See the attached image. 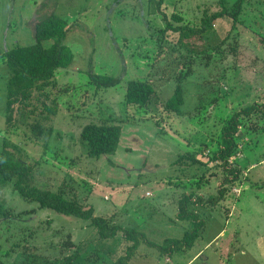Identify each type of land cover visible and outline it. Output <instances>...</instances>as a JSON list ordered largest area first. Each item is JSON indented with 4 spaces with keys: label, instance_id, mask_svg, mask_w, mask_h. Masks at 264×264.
Wrapping results in <instances>:
<instances>
[{
    "label": "rangeland",
    "instance_id": "rangeland-1",
    "mask_svg": "<svg viewBox=\"0 0 264 264\" xmlns=\"http://www.w3.org/2000/svg\"><path fill=\"white\" fill-rule=\"evenodd\" d=\"M221 1L229 8L237 2L165 0L163 14L153 15L155 4L150 6V0H0V154L5 142L16 145L23 161L39 164L36 182L42 189H61L69 199L95 208L98 216L142 233L153 246L143 242L130 264H264V113L244 120L239 128L238 154L228 169L237 162L242 174L225 185L224 200L214 207L189 206L205 221L194 246L169 254L157 248L166 240H182L194 227L177 217L181 197L193 194L208 200L225 184L228 173L212 161L225 122L249 106H264V0L245 5L236 30L232 20L224 18L203 36L180 40L170 31L162 37L169 22L197 28L206 11L220 10ZM49 15L68 21L65 44L75 56L70 67L57 71L56 88L49 90L59 104L58 114L47 123L45 115L28 123L17 116L18 126L9 129L4 54L16 46L33 45V22ZM188 65L192 71L183 82L182 114L170 113L165 103ZM89 70L121 82L97 89L89 83ZM130 81L153 82L157 92L147 107L126 104ZM31 109L30 104L27 111ZM37 121L54 129L46 148L43 140L31 138L29 124ZM92 123L122 128L114 155L88 158L80 134ZM181 155L193 156L202 165L179 160ZM0 204L13 214L0 217L3 264H41L77 256L82 254L77 248L88 240L75 264H89L90 257V264H114L133 245L121 233L118 240L96 242L90 222L39 209L12 187L0 192ZM68 237L77 248L61 247Z\"/></svg>",
    "mask_w": 264,
    "mask_h": 264
},
{
    "label": "trees",
    "instance_id": "trees-1",
    "mask_svg": "<svg viewBox=\"0 0 264 264\" xmlns=\"http://www.w3.org/2000/svg\"><path fill=\"white\" fill-rule=\"evenodd\" d=\"M150 1V6L155 4V10L151 14H163L162 5L165 0ZM251 1L237 0L232 8H229L224 1H221L219 4L220 10L214 13L206 11L200 25L194 29L185 25L175 26L169 22L167 28L161 31L162 37L170 31L178 33L180 40L188 39L194 34L203 36L212 31L215 22L224 18L231 19L233 24L232 30H236L237 25H242L241 18L245 5L250 4ZM45 5L42 4L40 7H46ZM175 19L178 23L182 22V19L179 17H175ZM31 29L35 37L33 45L28 47L16 46L4 54L8 69L6 125L9 129L18 126L17 116H21L20 119L27 122V119L45 115L43 121L45 123L52 122V119L58 114L59 104L52 98L49 90L56 88L55 79L57 71L70 67L75 58L71 49L65 44L69 34V23L65 19L49 15L47 18L37 19L35 23L33 22ZM226 40L230 41V35ZM230 51L233 53L235 49L231 48ZM189 64L191 65L192 62ZM191 71V67L188 65L187 71L181 72L176 78L177 85L174 94L166 101L164 106L166 111L177 115L182 114L181 109L185 104L183 82L190 75ZM89 74V83L95 85L97 89L116 87L121 82L119 78L97 75L92 70H89ZM156 92L151 81H130L125 95L126 104L145 108L149 104L150 99L156 95ZM33 101L37 104H33ZM30 104L32 109L27 111ZM39 109H41V114H38ZM260 113H264V106H249L239 113L233 114L222 126L219 147L216 153H214L212 161L222 164L223 169L228 173L226 182L220 187L217 197H210L208 200H204L201 196L195 199L193 194L181 197L182 199L179 200L177 205V217L178 219L193 222L194 227L185 231L182 240H166L164 246H156L162 254H169L172 250L183 251L184 248L194 246L205 226V221L199 217L196 211L191 212L189 206L194 203L195 205L214 207L224 200L226 195L225 185L233 184L242 174V169L238 166L237 162L236 166H231L232 169H228L229 159L238 154L237 133L239 132V128L245 124L244 120L250 119ZM29 129L31 138L37 142L43 140V146L46 148L47 141L54 134V129L51 126H45L42 121L29 124ZM122 134V128L119 125L92 123L82 128L80 137L87 144L88 158L99 159L101 157L112 156L116 153ZM23 159L24 156L21 155L16 145L8 142L3 144V151L0 154V192L6 187H12L13 191L19 194L24 201L36 203L39 209L52 210L63 216L90 222L96 242L118 240V235L121 233L122 237L133 243V245L127 249L126 255L114 264H130L143 242L153 246L142 233H138L136 230H128L123 226L114 224L106 217L98 216L95 213V208L82 204L78 199H69L61 189L58 191L42 189L36 182L38 173L36 168H38L39 164L31 165L23 161ZM179 160L190 162L188 164L191 165H202V162L193 156L181 155ZM230 176L234 177V179L230 180ZM30 213L32 212H25L23 214ZM12 215L8 209H4L0 204V217L8 218ZM21 215H18V217ZM28 239L25 238L22 242L26 243ZM86 243L81 248H77L71 241V237H68L61 247L64 249H81L82 254L65 256L62 260H46L41 264H75L78 257H83L86 250L85 246H87ZM96 256L100 258V254L96 253ZM92 259V257L86 258V261L90 264L93 262ZM0 264L3 263L0 261Z\"/></svg>",
    "mask_w": 264,
    "mask_h": 264
},
{
    "label": "built area",
    "instance_id": "built-area-1",
    "mask_svg": "<svg viewBox=\"0 0 264 264\" xmlns=\"http://www.w3.org/2000/svg\"><path fill=\"white\" fill-rule=\"evenodd\" d=\"M235 158H236V156L231 157V158L229 159V164H230V161H231V160L235 161V160H236ZM147 196H150V194H147Z\"/></svg>",
    "mask_w": 264,
    "mask_h": 264
},
{
    "label": "crops",
    "instance_id": "crops-1",
    "mask_svg": "<svg viewBox=\"0 0 264 264\" xmlns=\"http://www.w3.org/2000/svg\"><path fill=\"white\" fill-rule=\"evenodd\" d=\"M147 194H149V193H147ZM147 196V195H146ZM151 196V195H150ZM150 196H147V197H150ZM194 201H195V199H194ZM176 209L178 210V207L176 206ZM177 212V211H176ZM176 212H174V213H176ZM221 234V233H220ZM217 238V237H216ZM214 241V240H213Z\"/></svg>",
    "mask_w": 264,
    "mask_h": 264
}]
</instances>
